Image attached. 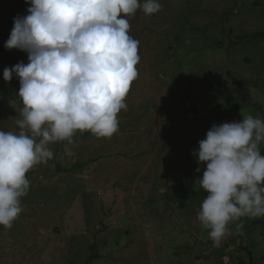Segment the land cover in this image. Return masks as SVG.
I'll list each match as a JSON object with an SVG mask.
<instances>
[{"label":"rangeland","instance_id":"obj_1","mask_svg":"<svg viewBox=\"0 0 264 264\" xmlns=\"http://www.w3.org/2000/svg\"><path fill=\"white\" fill-rule=\"evenodd\" d=\"M159 3L160 12L129 18L141 60L118 132H77L73 155L66 141L50 145L53 159L26 173L22 213L10 229L0 226V264H146L135 242L149 240L169 242L171 258L190 240L206 244L199 257L213 250L195 214L206 193L193 186L204 166L192 152L213 124L264 119V37L252 39L264 34V0ZM28 7L0 0L2 131H20L19 80L5 82L3 70L28 54L4 44Z\"/></svg>","mask_w":264,"mask_h":264},{"label":"clouds","instance_id":"obj_2","mask_svg":"<svg viewBox=\"0 0 264 264\" xmlns=\"http://www.w3.org/2000/svg\"><path fill=\"white\" fill-rule=\"evenodd\" d=\"M27 14L14 17L5 49L26 52L28 62L5 67L3 79L19 80L20 131L0 130V226L10 229L30 189L26 173L53 159L51 144L77 132L111 138L118 114L139 77V41L129 33L137 10L153 15L159 0H25ZM264 119L213 124L192 152L206 195L197 219L217 245L243 234L242 218L264 217ZM197 173L201 168L197 167Z\"/></svg>","mask_w":264,"mask_h":264},{"label":"crops","instance_id":"obj_3","mask_svg":"<svg viewBox=\"0 0 264 264\" xmlns=\"http://www.w3.org/2000/svg\"><path fill=\"white\" fill-rule=\"evenodd\" d=\"M241 222L243 223V234L235 230V225H231L232 234L223 239L218 245L214 241L210 242L209 240L205 248L211 246L213 250L205 252L201 257H199L197 250H200L206 244L202 242L197 244L195 240H190L192 242L191 245L185 243L183 247L175 250V252H181L182 250L185 252H181L184 253L182 255L174 253L172 258L166 254L170 251L166 248V246L170 245L169 242L163 245L160 243L156 244L153 240H149L144 244L143 241H136L135 243H140V246L145 249L148 256L146 264H249V262L252 264H264V217L242 218ZM133 242H129L122 247L133 248L135 246ZM213 246H216V248ZM185 247L187 248L185 249ZM246 252L250 254V258H248ZM206 254L207 257H205Z\"/></svg>","mask_w":264,"mask_h":264},{"label":"trees","instance_id":"obj_4","mask_svg":"<svg viewBox=\"0 0 264 264\" xmlns=\"http://www.w3.org/2000/svg\"><path fill=\"white\" fill-rule=\"evenodd\" d=\"M260 37H264V34H257L255 36H253L252 39L255 41L257 38H260ZM247 256H248V258H250V254L247 253ZM249 264H252V263L249 262Z\"/></svg>","mask_w":264,"mask_h":264}]
</instances>
